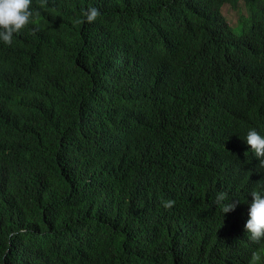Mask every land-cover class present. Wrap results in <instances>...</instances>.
I'll return each instance as SVG.
<instances>
[{
	"label": "trees",
	"instance_id": "16d2710c",
	"mask_svg": "<svg viewBox=\"0 0 264 264\" xmlns=\"http://www.w3.org/2000/svg\"><path fill=\"white\" fill-rule=\"evenodd\" d=\"M229 1L32 0L0 42V264H264V0L239 35Z\"/></svg>",
	"mask_w": 264,
	"mask_h": 264
},
{
	"label": "clouds",
	"instance_id": "9594fccd",
	"mask_svg": "<svg viewBox=\"0 0 264 264\" xmlns=\"http://www.w3.org/2000/svg\"><path fill=\"white\" fill-rule=\"evenodd\" d=\"M99 14L96 7H90L85 11L84 19L91 22ZM33 15L32 0H0V42L10 45L14 33H18L29 24ZM227 23L229 24L228 21ZM245 30L247 28L243 29L242 32ZM244 140L248 145L247 148L252 150L253 155L259 160L260 165L256 169L264 177V134L255 129H249ZM250 195L251 200L248 202L247 218L243 228L252 239H260L264 237V188L263 190L252 191ZM237 200L229 198L227 193L223 191L218 192L215 196V201L223 214L234 210ZM173 203L174 201L167 200L163 206L167 208Z\"/></svg>",
	"mask_w": 264,
	"mask_h": 264
},
{
	"label": "rangeland",
	"instance_id": "374dc122",
	"mask_svg": "<svg viewBox=\"0 0 264 264\" xmlns=\"http://www.w3.org/2000/svg\"><path fill=\"white\" fill-rule=\"evenodd\" d=\"M256 10V2L252 8L243 1H229L221 6V14L229 22L234 33L240 34L242 30L250 25V14ZM238 17V18H237Z\"/></svg>",
	"mask_w": 264,
	"mask_h": 264
}]
</instances>
